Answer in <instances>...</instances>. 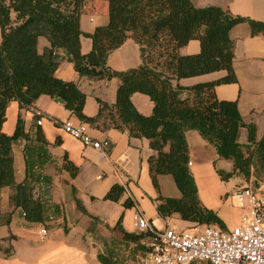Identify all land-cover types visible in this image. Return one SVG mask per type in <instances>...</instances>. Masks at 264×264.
Segmentation results:
<instances>
[{
    "label": "trees",
    "instance_id": "obj_1",
    "mask_svg": "<svg viewBox=\"0 0 264 264\" xmlns=\"http://www.w3.org/2000/svg\"><path fill=\"white\" fill-rule=\"evenodd\" d=\"M91 0H0V190L11 187V202L21 208L29 222L45 223L46 200L36 197L37 187L50 193L51 179L42 168L51 161L45 148L49 144L41 126L43 113H35L29 129L23 111L31 109L37 99L48 95L62 103L80 121L102 128L128 130L133 137L147 138L155 151L149 158L154 185L158 177L171 175L181 195L157 198L161 218L174 213L197 225L227 226L219 214L206 207L189 167L188 130H197L216 149L219 158L233 163L231 171L218 169L223 180L242 176L256 181L264 176V134L257 135L254 123L244 120L237 101L219 99L215 87L237 81L233 60L235 43L231 29L248 22L253 31L264 34V22L234 15L218 5L196 6L192 0H106L109 22L98 26L91 37V51L83 53L80 26L84 5ZM45 37L49 46L41 51L39 40ZM139 45L142 63L135 68L117 71L108 65L112 51L128 38ZM198 39L201 49L183 54L181 48ZM63 51L81 77L119 79L114 104L98 98L99 111L95 116L84 112L86 93L75 81L56 76ZM225 70L219 79L184 86L182 78ZM135 92L147 94L154 103L150 115L141 113L131 97ZM18 101L19 115L13 134L3 131L7 108ZM242 128L247 130V142H240ZM25 140L27 176L16 181L13 145ZM64 166L74 176L78 167L66 161ZM36 168L39 169L36 171ZM126 188L114 184L105 200L119 201ZM47 197V198H48ZM79 209L88 212L81 199ZM125 207L135 201L127 198ZM12 213L0 212V225L9 224ZM121 227V222L118 224ZM125 236H133L124 232ZM104 264L107 257L100 255Z\"/></svg>",
    "mask_w": 264,
    "mask_h": 264
},
{
    "label": "crops",
    "instance_id": "obj_2",
    "mask_svg": "<svg viewBox=\"0 0 264 264\" xmlns=\"http://www.w3.org/2000/svg\"><path fill=\"white\" fill-rule=\"evenodd\" d=\"M192 1L198 7L218 5L234 15L264 22V0ZM108 22L109 4L106 0H91L84 5L80 17V26L85 33L81 37L83 53L91 51L93 46L91 37L86 33L90 34L96 27ZM230 36L235 43L233 67L237 81L218 84L215 92L219 99L237 101L244 120L256 125L257 135L261 138L264 134V34L253 31L248 22H241L231 29ZM46 46H49V41L41 37L40 50ZM200 49L201 42L192 39L181 48V52L194 54ZM60 54L62 60L56 76L77 82L86 93L84 112L87 116L98 113V98L111 105L116 102L117 77L110 80L81 77L65 53L61 51ZM141 63L140 45L131 37L108 57V65L117 71L135 68ZM226 74L227 71L220 70L182 78L180 83L191 86L222 78ZM131 99L141 113H152L154 103L147 94L135 92ZM19 111L18 101H11L3 124V131L7 134L14 133ZM35 112L43 113L41 126L49 142L45 148L51 157V161L42 168L51 179L49 197L43 185L35 191L36 197L46 200V221L29 222L22 209L11 202L12 188L3 187L0 190V212L12 213V217L9 224L0 225V264H104L100 255L107 257L110 264H142L150 234L138 229L137 211H142L155 226L165 222L166 226L178 229L197 227L196 223L181 219L177 213L167 218L159 216L158 196L178 197L181 192L168 174L158 177L159 188L154 185L149 158L155 151L147 138L133 137L128 130L90 125L93 137L110 141L107 154L101 157L97 149L85 146L63 129L64 121L71 120L77 124L80 119L62 103L48 95L40 96L31 109L23 111L27 129L33 123ZM186 138L192 162L189 167L202 203L219 214L227 229L232 228L236 225L238 214L232 199L236 190L247 183L239 185L243 181L241 176H234L228 181L221 178L217 170L231 171L233 163L219 158L215 147L197 130H188ZM240 142H247L246 128L241 129ZM25 145L26 141L22 139L16 140L13 145L18 183L27 176ZM66 161L78 167L76 175L73 176L64 166ZM116 183L125 186L124 195L119 201L105 200L104 196ZM232 192L233 196L230 195ZM76 198L81 199L88 212L97 218L85 215L77 206ZM127 198L134 200L135 205L125 207ZM43 227L47 228V234L41 240ZM124 232L133 236H125Z\"/></svg>",
    "mask_w": 264,
    "mask_h": 264
},
{
    "label": "built area",
    "instance_id": "obj_3",
    "mask_svg": "<svg viewBox=\"0 0 264 264\" xmlns=\"http://www.w3.org/2000/svg\"><path fill=\"white\" fill-rule=\"evenodd\" d=\"M62 127L85 146L97 149L101 157L107 154L110 141L93 137L89 124L67 120ZM235 198L246 213L240 224L229 229L216 224L197 225L193 231L176 226L159 229L137 211L138 229L150 234L142 264H264V180L252 179L239 187ZM41 233L44 240L47 228L43 227Z\"/></svg>",
    "mask_w": 264,
    "mask_h": 264
},
{
    "label": "rangeland",
    "instance_id": "obj_4",
    "mask_svg": "<svg viewBox=\"0 0 264 264\" xmlns=\"http://www.w3.org/2000/svg\"><path fill=\"white\" fill-rule=\"evenodd\" d=\"M241 177H242V176H241ZM230 179H231V178H230ZM235 179H236V178H235ZM255 179H256V178L253 177V181H254ZM242 180H243L244 182L242 181V183L239 184V185L246 184V183H250L252 179L250 178L249 180H247L246 178L243 177ZM262 180H264V176L262 177ZM225 181H228V180H225ZM232 194L234 195L233 192H232L230 195L233 196ZM232 205H233L234 207H236V209H237V211H238L237 219H236V225H238V224L241 223V221H242V216L244 215V213H246V209L242 208V207L239 205V203L237 202V200H236L235 197H233V199H232ZM156 227L159 228V229H163V228L166 227V223H165V222H162V223L160 224V226L157 225ZM185 230L193 231L194 228H187V229H185ZM201 264H210V263L202 262Z\"/></svg>",
    "mask_w": 264,
    "mask_h": 264
}]
</instances>
